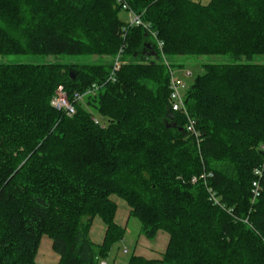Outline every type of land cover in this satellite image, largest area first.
<instances>
[{"label":"trees","instance_id":"obj_1","mask_svg":"<svg viewBox=\"0 0 264 264\" xmlns=\"http://www.w3.org/2000/svg\"><path fill=\"white\" fill-rule=\"evenodd\" d=\"M122 3L162 52L141 27L122 36L119 0H0V55L98 58L0 64V264H36L43 236L57 264H100L125 234L111 196L147 239L168 234L160 264H264V64L202 65L184 96L197 142L170 109L161 57L181 69L169 59L264 55V0ZM93 85L72 117L50 105L59 87L72 101ZM95 217L106 226L101 245L89 239Z\"/></svg>","mask_w":264,"mask_h":264},{"label":"rangeland","instance_id":"obj_2","mask_svg":"<svg viewBox=\"0 0 264 264\" xmlns=\"http://www.w3.org/2000/svg\"><path fill=\"white\" fill-rule=\"evenodd\" d=\"M202 5L210 3L212 0H193ZM119 17L122 21L127 20V15L124 11L120 12ZM97 57L88 56H70V55H58V56H43V55H0V64H47V63H59V64H90L97 61ZM172 65H181L182 70H187L191 73V77L187 78L182 72H177L176 76L181 78L186 84H192L193 80L198 76L204 74L203 64H233V63H250V64H264V55L254 56L249 60L234 59L230 56H203V57H178L175 59H169ZM94 118L100 123L104 124L105 119L101 118L94 111H92ZM128 232L124 238V242L114 244L107 256L103 261L105 264H129L130 258L133 256L135 245L138 241V237H142L141 224L135 218H130L128 224ZM44 243V241H43ZM42 243V244H43ZM126 250V252L124 251ZM154 264H158L157 262Z\"/></svg>","mask_w":264,"mask_h":264},{"label":"built area","instance_id":"obj_3","mask_svg":"<svg viewBox=\"0 0 264 264\" xmlns=\"http://www.w3.org/2000/svg\"><path fill=\"white\" fill-rule=\"evenodd\" d=\"M119 3L122 5V11H124L127 15V20L125 21V26L122 28V36L126 34V31L129 27H141L148 32H150L151 36L156 40L157 48L160 52H162V47H163V42L159 41L156 39V34L154 32H151L149 30V25L143 23L141 17L137 14H135L127 4L122 3V0H119ZM122 53L123 50L120 49L117 56L114 58V62L112 64V68L110 69V74H109V80L110 81H115V75L118 72L121 64V58H122ZM162 61L164 65L167 68V72L169 74V105L170 109L172 112L175 113H180L185 117V131L188 134V136L192 137L195 141L199 142L200 141V132L196 128V122L192 118L188 116V113L185 108V92L189 88V85L186 84L181 78L176 76L177 72H182L183 75L187 78L191 77V73L187 70H182V69H175L171 68L168 63L166 62L164 56L162 55ZM97 91V86L93 85L89 90H87L85 93L80 94V93H75L72 96V101L68 97L66 91L62 88L59 87L53 98L51 99L50 105L51 107L59 112H63L67 117H72L75 115L76 110L74 104L78 102H82L85 96L88 95H94ZM94 122H97L95 118L92 119ZM255 175L257 177H261V171L256 170ZM211 174L209 173L208 175L202 174L200 177H193L191 179V183H196L198 180H204L207 177H210ZM210 192V199L213 201L214 204L218 205L217 200L215 199L214 194L212 193L211 190ZM260 195V184L258 181H255L252 183L251 186V203L254 204L258 197ZM100 264H105L101 262Z\"/></svg>","mask_w":264,"mask_h":264},{"label":"crops","instance_id":"obj_4","mask_svg":"<svg viewBox=\"0 0 264 264\" xmlns=\"http://www.w3.org/2000/svg\"><path fill=\"white\" fill-rule=\"evenodd\" d=\"M111 201L116 205V213L114 216V222L119 227L123 228L125 231L124 237L120 241L124 242L126 233L128 232V224L130 221V208L122 199L111 196ZM106 226L100 220V218L95 217L92 220L89 229V239L94 245H101L105 236ZM130 234V231L128 232ZM44 241V243H43ZM169 242V236L163 231H158L152 240L147 239L145 236L138 237V241L134 248L133 256L130 258H141L145 261L158 263L162 260V255L164 254ZM43 243V244H42ZM119 243V242H118ZM126 252V250H124ZM59 261V256L52 250L51 240L43 236L40 241V245L35 257L36 264H57ZM129 264L130 260H129Z\"/></svg>","mask_w":264,"mask_h":264}]
</instances>
